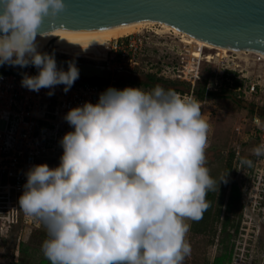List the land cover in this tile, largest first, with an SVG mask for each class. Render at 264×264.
<instances>
[{
    "label": "clouds",
    "instance_id": "1",
    "mask_svg": "<svg viewBox=\"0 0 264 264\" xmlns=\"http://www.w3.org/2000/svg\"><path fill=\"white\" fill-rule=\"evenodd\" d=\"M66 8L65 0H0V66L38 68L21 81L29 90L63 84L67 93L79 78L74 61L64 71L54 53L37 51V35L51 36L40 31L45 18ZM65 119L74 131L60 142L59 166H33L19 198L25 215L47 229L45 258L51 264H184L191 254L186 221L203 218L217 183L205 166L210 125L201 104L159 85L150 92L109 88L98 103L75 107ZM251 154L264 156V142ZM260 190L263 202L264 184Z\"/></svg>",
    "mask_w": 264,
    "mask_h": 264
},
{
    "label": "rangeland",
    "instance_id": "2",
    "mask_svg": "<svg viewBox=\"0 0 264 264\" xmlns=\"http://www.w3.org/2000/svg\"><path fill=\"white\" fill-rule=\"evenodd\" d=\"M143 34L149 37V41L144 43L145 51L138 58L139 65L133 71L125 69L127 71L118 76V81L135 82L145 92L152 90L144 86L147 73H159L161 69L174 64L177 67L192 66L195 64L192 57L202 59L204 54L208 56L205 59L208 62L203 60L201 63L203 80H210L212 74L222 72L225 66L240 70L233 82L223 86H229L236 92L237 98L224 95L218 90L201 108L203 118L210 125L205 166L221 190L226 191V197L234 184H237L242 192L245 209L239 225V234L232 240L235 244L232 264H264V201L259 199L260 188L264 184V156L256 157L251 154V149L260 144L254 119L262 117L264 111L261 110L264 109V55L252 50H231L216 46L164 23L145 30ZM115 41L89 49L66 50L55 47L50 50V54L54 53L55 56L76 63L105 65L107 59H110L108 48ZM259 55L263 57L262 60H259ZM4 66L13 67L7 63ZM236 79L242 82L240 90L235 86ZM253 84L256 85L254 92ZM181 86L185 88V84ZM230 152L236 153V159L228 174L225 165ZM243 159H251L252 166L243 165ZM48 165L55 168L58 163L50 162ZM222 177L225 179L220 180ZM219 191L220 189L216 192L215 201L219 198ZM214 211L206 210L208 213L199 221H186L190 225L186 239L191 245V254L185 258L184 264L192 258H197V264H213L219 252L222 229L219 223L212 221ZM213 225L217 228V236L215 243L208 245L212 239ZM47 238L44 225L31 231L20 223L7 238L0 241V264H39L45 258L42 244ZM203 246H206V250Z\"/></svg>",
    "mask_w": 264,
    "mask_h": 264
},
{
    "label": "built area",
    "instance_id": "3",
    "mask_svg": "<svg viewBox=\"0 0 264 264\" xmlns=\"http://www.w3.org/2000/svg\"><path fill=\"white\" fill-rule=\"evenodd\" d=\"M146 41H149V37L143 33L116 40L109 46L107 53L110 59H107L103 66L112 69L113 74L117 72L120 75L127 71L125 69L133 71L139 65L138 58L145 51ZM207 57L205 54L202 59L192 57L195 63L192 66L177 67L174 64L161 69L159 73H151L186 83L185 88H182L184 91L161 87L173 90L181 96L196 99L202 108L210 92L218 91L224 84L233 82L240 71L225 66L222 72L212 74L207 83L206 97L200 100L196 91L197 85L203 79L201 63ZM262 59L263 57L259 55V60ZM2 69L9 71L0 73V241L7 238L13 228L20 223L31 231L43 225L42 222L25 215L20 209L19 198L25 190L27 173L33 166L50 162H57L59 166L63 155L60 142L66 133L74 131L73 126L65 119L67 113L86 102L98 103L100 94L109 88L118 90L127 87L137 88L132 83L119 82L118 75L103 80L106 82L103 84L92 79L75 81L67 93L63 84L53 88H41L36 92L23 87L21 83L25 74L28 76L39 74L40 70L34 65L29 64L27 67L2 65L0 70ZM255 89L256 85L253 84V92ZM49 92L54 94L49 95ZM263 118L264 116L254 119L260 144L264 142Z\"/></svg>",
    "mask_w": 264,
    "mask_h": 264
},
{
    "label": "water",
    "instance_id": "4",
    "mask_svg": "<svg viewBox=\"0 0 264 264\" xmlns=\"http://www.w3.org/2000/svg\"><path fill=\"white\" fill-rule=\"evenodd\" d=\"M67 8L47 17L36 43L62 32L96 31L134 20L153 19L174 26L216 46L264 53V0H65ZM3 35V33H0ZM45 53L50 54V50ZM58 69L68 70V59L55 56ZM79 76L109 80L112 69L76 63ZM264 110V109H261ZM264 116V111H263Z\"/></svg>",
    "mask_w": 264,
    "mask_h": 264
},
{
    "label": "trees",
    "instance_id": "5",
    "mask_svg": "<svg viewBox=\"0 0 264 264\" xmlns=\"http://www.w3.org/2000/svg\"><path fill=\"white\" fill-rule=\"evenodd\" d=\"M8 71L9 70L2 69L0 70V73H7ZM208 80H209L208 78H204V80L202 79L197 85L196 94H197L198 99L200 100H204L206 97V87H207ZM94 82L100 83V84L106 83L105 81L98 80V79H95ZM128 83H132L135 86L138 85L135 82H128ZM241 83L240 81L236 80L235 82L236 88L241 86ZM182 84L187 85L186 83H183L180 81H172L164 77H160L158 76L157 73H147V79H146V82H144V86L149 87L151 89H154L157 85H160V86L172 88L177 91H184L182 90V86H181ZM137 88H139V86H137ZM220 90H221V93H223L224 95L226 94L232 95L233 97L237 98L236 92L232 91L229 86L222 87ZM214 94H216V92H210L209 97H211ZM235 159H236V153L230 152L229 155L227 156L226 165H225L226 172L228 174L231 172L233 168V162ZM219 189H220L219 195H218L219 198L216 199L215 201V198L217 195L216 192L218 193ZM206 199H207V202L209 203V207L207 210L209 209H212L213 211L215 210L211 217L212 221L214 223L215 222L219 223L222 228L221 238L219 240V252L213 264H232L233 257H234L233 253H234V248H235V244L232 243V240L233 239L235 240V238L239 234V225H240V221L242 220L243 212L245 209V205L243 203L242 192L240 191V188L238 187V185L234 184L230 190V194L228 195V197H226V191H222L219 184L216 183L215 190L209 191ZM207 213L208 212L205 211L203 216ZM233 229H234V232H232ZM211 235H212V239L208 242V245H212L215 243V238L217 236V228L214 227V225L211 229ZM203 247H204V250H206L205 248L206 246H203ZM190 263L197 264L198 263L197 258H195V260L194 258H192L191 260L189 259L187 264H190ZM20 264H24V262ZM39 264H51V262L48 259L43 258V260H41Z\"/></svg>",
    "mask_w": 264,
    "mask_h": 264
},
{
    "label": "bare ground",
    "instance_id": "6",
    "mask_svg": "<svg viewBox=\"0 0 264 264\" xmlns=\"http://www.w3.org/2000/svg\"><path fill=\"white\" fill-rule=\"evenodd\" d=\"M162 23L163 22L158 20L143 19L121 23L115 27L103 30L62 32L50 39L38 43L37 51L45 53L47 49L52 50L55 47H60L66 50L96 48L106 45L113 40H118L135 34H141L145 30L151 29L157 24ZM259 53L264 55V53Z\"/></svg>",
    "mask_w": 264,
    "mask_h": 264
},
{
    "label": "flooded vegetation",
    "instance_id": "7",
    "mask_svg": "<svg viewBox=\"0 0 264 264\" xmlns=\"http://www.w3.org/2000/svg\"><path fill=\"white\" fill-rule=\"evenodd\" d=\"M65 71V70H64ZM85 78H81L80 76H79V78L76 80V81H81V80H84Z\"/></svg>",
    "mask_w": 264,
    "mask_h": 264
}]
</instances>
